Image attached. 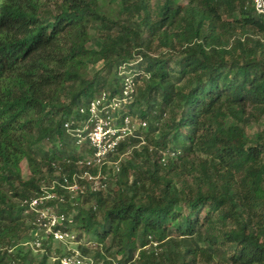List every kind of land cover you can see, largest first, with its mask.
Segmentation results:
<instances>
[{"label":"trees","instance_id":"1","mask_svg":"<svg viewBox=\"0 0 264 264\" xmlns=\"http://www.w3.org/2000/svg\"><path fill=\"white\" fill-rule=\"evenodd\" d=\"M122 66L136 90L120 114L146 128L96 189L79 181L74 205L55 185L63 230L99 264H264V17L246 0H0V264L67 254L51 237L23 245L26 203L97 174L63 125L120 95Z\"/></svg>","mask_w":264,"mask_h":264},{"label":"built area","instance_id":"2","mask_svg":"<svg viewBox=\"0 0 264 264\" xmlns=\"http://www.w3.org/2000/svg\"><path fill=\"white\" fill-rule=\"evenodd\" d=\"M254 13L264 17V0H246ZM123 75L122 91L120 95L110 97L107 93H100L88 106L81 108L79 114L86 116L81 121L70 120L64 123L66 133L75 140L77 148L86 147L87 152L81 164L88 167L98 168L97 174L93 175L88 171L82 174H73L71 181L63 178V183L53 182L48 190L42 187L43 193L26 203L27 209L35 215L33 226V239L24 243L34 252L41 251V239L35 233V229L43 231L44 237H51L65 246L67 254L53 257L52 262L58 264H99L90 257L83 255L78 248L80 243L76 242V235L73 231L63 230V226L72 223V217L60 214L52 203H64V195L52 193L55 185L69 196L82 193L84 187L79 181L88 183L93 189L99 185L101 178L100 168L117 153L119 145L130 138H135L136 132L146 128V123L141 122L137 117L122 116L121 109L125 108L131 101L136 90V82L131 70L125 66L119 69ZM118 170V165H117ZM104 188V185L101 186ZM75 202H70L74 205ZM69 244H77L74 248Z\"/></svg>","mask_w":264,"mask_h":264},{"label":"rangeland","instance_id":"3","mask_svg":"<svg viewBox=\"0 0 264 264\" xmlns=\"http://www.w3.org/2000/svg\"><path fill=\"white\" fill-rule=\"evenodd\" d=\"M100 43H101V40L97 37V35L91 31L90 32V41H89V44H88V48L90 49H94V50H97L99 47H100ZM155 53V52H153ZM101 66V63H97V64H89V67H88V72L90 75H92L94 72H96ZM260 127L259 125L257 124H251L250 126L246 127V133L248 135V137L250 138H253L258 131H260ZM131 155V152L130 150L128 152H126L125 154L123 155H114L108 162L107 164L105 165L107 169H109L111 171L112 174L116 173L117 172V163L119 161H124L126 159H128ZM21 169H22V174H23V177L24 178H27V170H26V165L24 163H22L21 165ZM77 195L76 194H72L71 195V200L70 202H74L75 201V197ZM69 202V204H70ZM75 212H73L72 214H74ZM37 229H35V233L36 235L39 236L40 239H42L44 237V234H43V231L41 230H38L36 231ZM76 235V233H75ZM77 244H69L68 247L70 248H74ZM64 247V245H62ZM88 248L91 250V252H94L96 250L95 246L93 244H90L88 245ZM37 252H43V250L41 251H37ZM36 253V252H34ZM53 255V254H52ZM56 255H53L52 258L50 259L49 261V264L52 263V259L53 257H55ZM109 258H111L109 256Z\"/></svg>","mask_w":264,"mask_h":264}]
</instances>
